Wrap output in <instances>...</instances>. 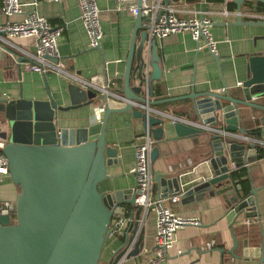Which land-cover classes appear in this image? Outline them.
<instances>
[{
	"label": "crops",
	"instance_id": "1",
	"mask_svg": "<svg viewBox=\"0 0 264 264\" xmlns=\"http://www.w3.org/2000/svg\"><path fill=\"white\" fill-rule=\"evenodd\" d=\"M236 1L179 0L170 1L169 4L164 2L178 8V15L182 18L188 16L191 11V14L198 13L209 18L212 22V35L218 41V50L215 55L207 48L198 49L197 42L190 32L175 33L166 38L149 36L150 41L156 40L163 68V76L159 81H155L151 97L155 102L152 108L157 113L171 114L200 127L203 125L195 109V100L189 95L195 92L202 96L212 92L246 99L245 88L243 85L238 86V83L244 84L247 81L250 56L264 52V26L255 24L264 20H255L245 15L248 8L243 7L244 3L239 7ZM20 2L27 4L28 11H35L54 26L63 28L59 39V63L66 72L90 81L92 87L85 89L76 79L66 74L50 72L43 75L30 70L26 66L27 59L19 48L33 49L34 40L11 38L8 42H0V97L45 101L49 99L50 93L58 106L66 108L73 104L77 90L91 91V99H82L78 108L57 111L55 118L60 128H80L102 122L105 102L103 99H97V96L103 94L102 89L112 83L111 88L122 91L118 95L125 98L124 78L128 57L131 47H138L142 40V33L146 30L143 23L136 27L137 15L118 9V0H97L104 36L100 47L92 48L81 19L79 0ZM136 3L138 4V0ZM230 3H234L236 7L231 9ZM239 11L244 12V15L238 16ZM239 19L244 23H239ZM4 20L0 0V22ZM135 64L134 59L132 68ZM138 83V80L131 78V86L136 87ZM224 87H228L229 91L222 93L220 90ZM142 96L145 97L144 94ZM250 100L264 105V95L253 96ZM89 101L92 102L85 104ZM125 103L126 100L123 101L114 95L110 97L109 104L114 109L123 108ZM221 103L223 106L230 104L227 100H222ZM137 104L141 103L136 102L135 108L141 109ZM240 110L246 114L243 125L247 134L260 131V118L264 117V111L246 106H241ZM217 121L218 125L213 126V129L225 130V123L220 119ZM172 123L165 118V135L162 140L155 141L150 135L153 146L159 148L156 160L151 159L154 173L152 195L154 199L162 198L164 205L174 213L196 217L201 220L202 225L187 226L178 230L175 245L163 264H263L264 154H261L262 145L258 143V140L262 141L263 138L249 134L247 139L240 132L225 131L223 134L213 131L219 133L218 136L224 140L226 148L230 144L242 146L246 141L256 143L260 148L255 152L257 158L248 162L247 150L245 153L241 150H228L226 156L230 160L231 178L223 181L222 186L213 185L198 197L186 199L182 196L187 194L189 186L204 184L208 176L215 174L212 160L216 157L209 140L213 132L204 127L207 129L204 134L180 137L175 133ZM7 128L0 115V141H3L2 133L7 132ZM145 135L142 120L135 118L132 112L110 115L106 141L108 145L118 149L119 155L117 162L108 166V177L99 184V190L107 195L121 193L115 202L118 205L115 206L120 208L125 227L123 226L121 232L110 236L100 264L111 263L113 252L122 244L118 242L119 238H124L128 229L133 237L138 235L139 238L143 232V240L140 254L127 260L125 264H147L152 256L155 213L150 211L142 221V209L130 202L136 187V175L133 171L135 144L143 142ZM248 154L254 155L249 152ZM234 157L239 159L235 161L236 168H233L234 163L231 161ZM237 171L245 173L243 177L234 179L233 172ZM156 177H159L160 182H156ZM175 179H178L181 187L178 194L173 193L176 189L173 184ZM19 191V187L10 177L0 181L1 202L15 205ZM175 195H178L179 199L172 202L171 198ZM118 219L115 217L114 221ZM136 223H139V228L133 233ZM231 250L235 256L230 253Z\"/></svg>",
	"mask_w": 264,
	"mask_h": 264
},
{
	"label": "water",
	"instance_id": "2",
	"mask_svg": "<svg viewBox=\"0 0 264 264\" xmlns=\"http://www.w3.org/2000/svg\"><path fill=\"white\" fill-rule=\"evenodd\" d=\"M170 1L179 0H164L166 4ZM257 1L264 4V0ZM142 2L138 0V5L141 6ZM244 2L236 1L239 7ZM143 21L141 13H138L136 27H140ZM239 23L244 22L239 19ZM255 24L264 26V21ZM134 59L136 64L132 68ZM148 65L151 67L150 100L142 96L144 70ZM162 76L156 40L150 41L149 33L145 30L140 44L131 47L128 57L124 78L125 106L114 109L109 104L107 94L97 96V99L105 102L104 117L100 123L80 128H60L55 118L57 111L78 108L82 99H91V91L77 90L73 104L66 108L58 106L50 93L45 101L0 97V115L8 127L7 132L2 133L4 146L1 151L9 159L10 178L20 189L14 217L0 214V264H100L106 241L116 234L119 227L113 220L118 214V204L115 202L121 193L107 195L99 190V184L108 177V166L116 163L119 155L118 149L106 141L112 113L132 112L135 118L142 120L144 131L150 133L155 141L162 140L165 135V118L173 122V129L180 137L204 134V127L218 132L213 126L218 125L217 120L220 119L225 123L227 133L240 132L247 139L251 134L264 141V117L260 118V131L247 134L243 125L246 114L240 110L241 106H246L264 111L263 104L250 100L253 96L264 95V52L250 56L248 78L243 84L246 99L212 92L202 96L195 92L189 95L195 100V109L203 125L200 127L171 114L157 113L152 108L155 105L151 100L154 83ZM131 78L139 81L136 87L130 85ZM222 100L230 104L223 106ZM136 102L148 104L151 109H136ZM215 132L209 136L216 157L212 160L215 174L208 176L204 184L189 186L183 198L198 197L213 185L222 186L223 181L231 178L230 160L226 156L228 150H241L244 153L247 150L248 162L257 158L255 152L260 148L256 143L246 141L242 146L230 144L226 148L224 140ZM261 145L260 152L264 154V142ZM248 152L254 155L249 156ZM158 155L159 148L154 147L151 159L155 161ZM238 160L231 158L233 163ZM155 180L160 182L159 177ZM173 184L176 185L173 193H180L178 179ZM135 198L134 194L130 202L135 204ZM135 228L133 233L137 232L139 223L135 224ZM129 233L130 230H126L123 242L113 252L110 264H118L123 257L127 244L133 239ZM142 240L143 232L134 250L127 255V260L140 254ZM230 253L235 256L232 250Z\"/></svg>",
	"mask_w": 264,
	"mask_h": 264
},
{
	"label": "built area",
	"instance_id": "3",
	"mask_svg": "<svg viewBox=\"0 0 264 264\" xmlns=\"http://www.w3.org/2000/svg\"><path fill=\"white\" fill-rule=\"evenodd\" d=\"M54 1L62 2L64 0ZM79 6L81 19L89 36L90 46L98 48L101 45L104 34L101 26V11L97 0H79ZM118 9L128 10L134 15L141 13L144 18L143 26L149 32L150 38H166L175 33L190 32L197 42L198 49L207 48L212 54H217L218 41L211 32L212 22L209 18L202 16V14H191L193 12L191 11L188 16L182 18L178 15L180 12L178 8L166 5L162 0H156L155 2L143 0L141 6L136 3V0H118ZM2 13L5 20L0 22V42H8V39L11 38H31L35 42L34 48L31 50L19 48L27 59L26 66L30 70L43 75L50 72L66 74L68 77L76 79L85 89L92 87L90 81L77 78L73 73L66 72L59 63L61 58L59 39L63 33L62 27L54 26L48 19L40 16L35 11H28L27 4L20 2V0H2ZM225 13L227 14V12ZM237 15L242 16L244 12L239 11ZM245 15L255 20H264V15L257 13L254 8L247 9ZM17 16L19 19H14ZM150 71L151 69L148 65L144 70L145 81L143 85L146 100H150ZM111 84L103 88L102 93L107 94L109 98L114 95L125 101L126 98L111 90ZM242 85L243 83H238V86ZM220 91L226 93L229 88L224 87ZM137 105L146 110L151 109L148 104ZM216 131L225 134V130L217 129ZM263 142L258 140L259 144H263ZM3 146L4 141H0V181L10 177L9 159L1 151ZM152 147L153 140L150 133H146L143 142L135 144L133 171L136 175V187L133 192L136 195L135 205L142 209V221H144L150 211L155 213L154 244L152 256L147 264H163L167 260L170 250L175 245L177 231L187 226H201L202 222L196 217L178 215L164 205L162 198H153ZM236 167L237 164L234 163L233 168ZM178 199V195L171 198L172 202H177ZM116 210L118 211L116 218L119 219L117 221L113 220V222L119 226L117 230V233H119L125 224V219L122 217L120 208L116 207ZM14 213V204L0 201V214L13 216ZM138 239V235L134 236L127 244L125 253L118 264L126 263V257L134 250Z\"/></svg>",
	"mask_w": 264,
	"mask_h": 264
},
{
	"label": "trees",
	"instance_id": "4",
	"mask_svg": "<svg viewBox=\"0 0 264 264\" xmlns=\"http://www.w3.org/2000/svg\"><path fill=\"white\" fill-rule=\"evenodd\" d=\"M188 1H195V0H188ZM213 1H222V0H213ZM229 6H230L231 9H233V8L236 7V5H235L234 3H230ZM243 7L248 8V9L254 8V10H255L257 13L264 14V4L261 3V2H259V1H257V0H245V2H244V4H243ZM111 89H112L115 93H117V94H121V93H122V91L117 90V89H114V87L111 88ZM244 173H245L244 171H241V172H238V171H237V172H233V178H234V179L241 178V177H243V174H244ZM13 217H14V215H13ZM107 242H108V240L106 241V243H105V245H104V247H103V251H104V248H105ZM118 242H119V243L123 242V238L120 237ZM102 258H103V252H102L101 261H102ZM100 263H101V262H100Z\"/></svg>",
	"mask_w": 264,
	"mask_h": 264
},
{
	"label": "bare ground",
	"instance_id": "5",
	"mask_svg": "<svg viewBox=\"0 0 264 264\" xmlns=\"http://www.w3.org/2000/svg\"><path fill=\"white\" fill-rule=\"evenodd\" d=\"M164 3V2H163ZM144 89V88H143ZM123 106V105H122ZM221 133V132H220ZM154 147V146H153ZM125 227V226H124ZM122 235V234H121ZM115 236V235H114ZM117 237V236H116Z\"/></svg>",
	"mask_w": 264,
	"mask_h": 264
}]
</instances>
